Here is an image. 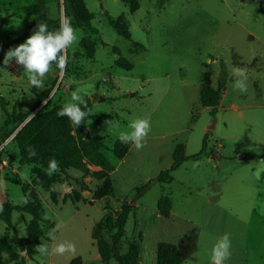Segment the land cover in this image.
<instances>
[{
  "label": "rangeland",
  "instance_id": "1",
  "mask_svg": "<svg viewBox=\"0 0 264 264\" xmlns=\"http://www.w3.org/2000/svg\"><path fill=\"white\" fill-rule=\"evenodd\" d=\"M36 3L0 0V67L5 53L32 34L30 7ZM65 7L66 0H43L41 12L61 21ZM85 7L95 30L75 28L79 39L67 51L65 69L53 67L43 88L32 87L14 61L0 70V204L22 206L27 198L22 188L36 192L44 219L63 224L56 242H74L76 254L37 253L29 259L16 239L27 237L33 217L13 212L9 224L0 215V264H70L76 258L82 264H105L92 233L123 204L132 205V211L122 252L128 243L139 245L141 264H157L159 242L176 244L183 264H210L211 248L225 233L231 238L225 264H264V0H85ZM108 15L127 28L129 40L113 29ZM233 67L247 69L246 93L233 88ZM206 72L213 86L226 79L215 114L199 100ZM48 88L52 92L39 110L63 106L77 89L91 100L85 131L104 139V153L115 168L109 197L94 200L101 182L91 175L69 169L65 176L58 169L49 176L41 161L20 164L15 134H10L24 124L6 125L2 102L9 114L26 113L35 106L36 94ZM137 117L151 121L146 147L137 151L132 146L118 160L113 144ZM206 135L208 157L183 163L168 184L154 181L171 167L178 144L194 155ZM38 182H53L55 196ZM74 192L82 197L78 203L70 198ZM161 197L172 201L169 218L158 212ZM52 228L46 224L48 241L43 239L50 250Z\"/></svg>",
  "mask_w": 264,
  "mask_h": 264
},
{
  "label": "trees",
  "instance_id": "2",
  "mask_svg": "<svg viewBox=\"0 0 264 264\" xmlns=\"http://www.w3.org/2000/svg\"><path fill=\"white\" fill-rule=\"evenodd\" d=\"M36 4L30 7L35 14L33 29L39 22L47 23L50 31L59 28L60 20L47 19L41 12L43 0H36ZM133 8V7H132ZM65 17L71 20L74 28H83L95 30L91 25V16L85 7V0H66ZM108 20L113 29L122 37L130 39V32L121 22H116L108 15ZM2 18L0 17V25ZM139 46V45H137ZM69 57V54H67ZM56 70L55 66H53ZM130 70V69H127ZM221 76V75H220ZM223 76V75H222ZM226 87V79L218 80L217 86L214 87L211 81V74L206 72L200 92L199 100L203 108L212 109L215 114L222 100V94ZM52 88L43 90L36 94L37 102L35 106L26 113L13 115L9 114L2 102V109L6 114L5 124L11 123L24 124L16 129L13 141L17 144L19 150V162L22 166L36 165L39 161L48 168L49 161L55 159L59 164V170L66 176L69 169L82 172L84 175H91L101 185L94 193V200H102L109 197L113 193V181L110 177L115 168L104 153L107 150L104 139L99 136H93L88 139L86 133L87 122L78 128L74 127L67 117H59L57 112L63 107L55 105L48 110H39V107L49 98ZM87 100V109L91 113L92 102ZM83 107V106H82ZM32 114H34L27 122H25ZM25 122V123H24ZM208 135L205 136L202 149L194 155H187L184 144H178L173 152V163L167 170L162 171L154 180L160 183L168 184L173 181V173L180 166L189 160H201L209 156L207 151ZM31 146L36 151L34 157H29L27 149ZM132 145L123 144L120 140L115 141L111 149L112 153L118 160H123L129 153ZM91 167L99 168V171H92ZM16 185L22 186L21 181H16ZM52 184L48 182H38L36 186H42L46 191L51 192L55 196ZM83 191H87V185L80 182ZM27 195L28 202L22 206L13 205L9 201L3 203V212H0L1 218L5 223L11 222L13 212H23L33 217L32 222L27 226V237L25 239H16V244L22 252H26L29 259L34 260L37 252L35 247L40 243L44 244L43 239L48 241L45 236V226L50 224L54 227V223L44 219L45 210L41 199L34 191H30L27 187L22 188ZM71 200L78 203L82 200L79 193H72ZM172 201L167 197H161L157 203V209L162 217L169 218L172 211ZM109 204L105 205L108 211ZM132 211V205L123 204L121 210L115 215L107 214L104 220L98 223L92 233V238L97 246L99 255L105 264L115 261L117 264H141L140 247L131 242L128 243V249L122 252V242L126 237V224ZM44 224V225H43ZM108 237V238H107ZM6 250V249H5ZM7 251V250H6ZM157 264H183L184 259L180 253L178 246L171 242H159L156 252ZM13 261H17L14 259ZM22 264H26L24 260ZM70 264H82L81 258H76Z\"/></svg>",
  "mask_w": 264,
  "mask_h": 264
},
{
  "label": "clouds",
  "instance_id": "3",
  "mask_svg": "<svg viewBox=\"0 0 264 264\" xmlns=\"http://www.w3.org/2000/svg\"><path fill=\"white\" fill-rule=\"evenodd\" d=\"M76 29L71 20L62 17L59 28L50 31L47 23L39 22L32 34L24 42L14 48H10L4 55L3 65L7 67L13 61L21 66L29 84L37 89L43 88V82L46 76L52 71L53 66L61 72L67 64V51L78 42ZM4 67H0L2 70ZM232 73L236 79L233 82V88L241 93L248 91L247 69L243 67H233ZM87 100L80 94L79 89L71 93V100L66 102L57 112L59 117H67L71 124L78 128L90 115L87 109ZM83 106V107H82ZM33 116V115H32ZM109 126L112 121H106ZM151 132V121L147 117H137L130 120L127 131H121L118 139L123 144H131L137 151L146 147L147 137ZM29 157L36 155L35 149L31 146L27 149ZM59 169L58 162L53 158L49 161L47 174L53 175ZM69 191L71 189H68ZM27 198L24 199L26 204ZM0 212H3V205L0 204ZM63 228V224L58 222L48 232V237L54 242L51 250L47 244H39L35 251L40 256L49 255H72L76 254V245L74 242L61 241L56 242V233ZM231 257V238L230 234L225 233L219 237L211 248L210 264H225Z\"/></svg>",
  "mask_w": 264,
  "mask_h": 264
},
{
  "label": "water",
  "instance_id": "4",
  "mask_svg": "<svg viewBox=\"0 0 264 264\" xmlns=\"http://www.w3.org/2000/svg\"><path fill=\"white\" fill-rule=\"evenodd\" d=\"M214 120H215V119H214ZM213 127H214V125L210 126V128H213ZM87 136H88V139L91 138L90 134H88ZM136 201H137V200H136ZM136 201H133L132 204L136 203ZM24 253H26V252H24Z\"/></svg>",
  "mask_w": 264,
  "mask_h": 264
},
{
  "label": "crops",
  "instance_id": "5",
  "mask_svg": "<svg viewBox=\"0 0 264 264\" xmlns=\"http://www.w3.org/2000/svg\"><path fill=\"white\" fill-rule=\"evenodd\" d=\"M214 87H216V86H214Z\"/></svg>",
  "mask_w": 264,
  "mask_h": 264
}]
</instances>
